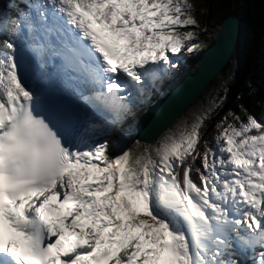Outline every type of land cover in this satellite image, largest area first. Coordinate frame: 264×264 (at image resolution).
<instances>
[{
    "label": "snow or ice",
    "instance_id": "1",
    "mask_svg": "<svg viewBox=\"0 0 264 264\" xmlns=\"http://www.w3.org/2000/svg\"><path fill=\"white\" fill-rule=\"evenodd\" d=\"M194 13L0 0V264H264V114L213 120L217 95L128 146L198 48Z\"/></svg>",
    "mask_w": 264,
    "mask_h": 264
},
{
    "label": "water",
    "instance_id": "2",
    "mask_svg": "<svg viewBox=\"0 0 264 264\" xmlns=\"http://www.w3.org/2000/svg\"><path fill=\"white\" fill-rule=\"evenodd\" d=\"M243 30L241 18L236 13L223 18L214 43L204 49L197 60L194 72L187 74L169 94L159 97L150 109L141 113L137 124V139L147 144L155 142L190 105L197 101L210 83L231 62V57L239 44H243L246 49L247 41L243 37ZM240 64L241 62L239 68Z\"/></svg>",
    "mask_w": 264,
    "mask_h": 264
},
{
    "label": "trees",
    "instance_id": "3",
    "mask_svg": "<svg viewBox=\"0 0 264 264\" xmlns=\"http://www.w3.org/2000/svg\"><path fill=\"white\" fill-rule=\"evenodd\" d=\"M215 1L225 8L224 17L236 13L241 18V22L249 27V38L246 40L245 54L242 57L238 74L223 106L213 120L227 110H233L242 115L241 105L250 113L260 116L264 114V0ZM199 21L203 28L210 20L208 17L205 20L201 18ZM203 21L206 22L203 23ZM211 125L212 122L204 132L207 138L211 137Z\"/></svg>",
    "mask_w": 264,
    "mask_h": 264
},
{
    "label": "rangeland",
    "instance_id": "4",
    "mask_svg": "<svg viewBox=\"0 0 264 264\" xmlns=\"http://www.w3.org/2000/svg\"><path fill=\"white\" fill-rule=\"evenodd\" d=\"M190 3L193 4L194 8H195V13L194 15H196V18L198 20L202 19H207L209 17V22L207 23V25L205 26L204 29H200L199 30V38L198 40H194L193 43H197L198 44V48L195 49L192 53L187 54L188 58L190 59L191 62L195 63L197 62V60L200 58V56L203 54V51L206 47L212 45L215 41V39L211 38V33L210 31L215 28V27H219L220 21L223 19L224 15L226 14V10L223 7V5L219 4L217 1L215 0H189ZM206 21H203V23H205ZM246 26V24H245ZM248 30H247V35L245 38H248ZM211 42V44H210ZM210 44V45H209ZM183 51V50H182ZM190 62V63H191ZM231 63V62H230ZM228 64L227 67L221 72V77L218 76L216 77V79H214L210 85L205 89V91L200 95V97L197 99L196 103L199 102L200 104H207L213 97L217 96V95H223L227 92V90L229 89L228 87L224 88V84L222 82V77L224 75H226L227 73H230L231 71H233V64ZM179 71H180V66H179ZM231 86V85H230ZM168 88H166V90H168ZM226 90V91H225ZM224 101L221 105V107L223 106ZM194 104H192L191 106H193ZM190 106V107H191ZM220 107V108H221ZM219 108V109H220ZM189 109V108H188ZM187 109V110H188ZM199 110V109H197ZM196 110V111H197ZM195 111V112H196ZM186 113V112H185ZM185 113H183L182 115H184ZM180 116L175 122H173L167 129L166 131H164V133H166L168 131V129L173 128L177 122L181 121L184 119L183 116ZM210 124V123H209ZM208 124V125H209ZM127 126V125H126ZM134 126V125H133ZM124 127V126H122ZM208 128V127H207ZM204 129L205 130L207 129ZM144 143V142H142ZM155 143V142H154ZM147 144V143H145ZM153 144V143H151Z\"/></svg>",
    "mask_w": 264,
    "mask_h": 264
},
{
    "label": "bare ground",
    "instance_id": "5",
    "mask_svg": "<svg viewBox=\"0 0 264 264\" xmlns=\"http://www.w3.org/2000/svg\"><path fill=\"white\" fill-rule=\"evenodd\" d=\"M242 29H244L243 30V37L245 38L246 37V35H247V30L249 31V27L248 26H245V24L242 22ZM217 30H218V27H215V28H213L211 31H210V33H211V38L212 39H215V37H216V33H217ZM248 34H249V32H248ZM249 36V35H248ZM241 37H242V33H241ZM248 38H245V40H247ZM210 44H211V42H210ZM209 44V45H210ZM243 50H245V46L242 44H239V46L236 48V51L234 52V54H233V56L231 57V63L233 64V71H231L230 73H227L226 75H224L223 77H222V82H223V84H224V88H226V87H228L229 88V86L234 82V80H235V78H236V74H237V71H238V69H239V63L242 61V57L244 56V54H243ZM191 61H189L188 63H187V68H190L192 65H193V62H191ZM230 63V64H231ZM179 66H180V69H181V67L183 66V65H185V63H184V61L182 60V58L180 59V61H179ZM194 67V65L192 66V68ZM191 68V69H192ZM179 70V68L176 70V72ZM185 72V71H184ZM187 72H185V74H186ZM221 75L222 74H220L219 76L221 77ZM182 76H184V74L182 75V73H179V77H176V78H174V79H168V80H165L164 81V83L161 85V92L163 93V95H160V94H157L158 96H161V97H164L165 95H167V94H169L177 85H178V83L180 82V78L182 77ZM216 79V78H215ZM164 87V88H163ZM169 87V89L168 90H166V88H168ZM157 95H155V97H154V99H153V104L152 105H154L155 103H156V100L158 99V97H157ZM194 105L193 106H189V109L188 110H186L184 113V115H182L184 118L185 117H190V115L192 114V113H194L197 109H202L205 105H207V104H205V105H203V104H200L199 102H195V103H193ZM218 110L219 109H217L216 110V112L213 114V119H214V116L216 115V113L218 112ZM142 113V112H141ZM141 113L138 115V118H137V121H135L134 123H133V128H134V133H133V138L131 139V140H129V142H128V146L130 147L131 146V144L132 143H134V140L135 139H137L136 138V136H137V124H138V120H139V117H140V115H141ZM207 123V125L209 124V123H211V121H209V122H206ZM209 126V125H208ZM126 129H127V126L126 125H124V127H121V128H119L118 130H117V132L114 134V136L113 137H111V139L114 141V142H119L120 144H121V146H123V141H122V139H121V137H122V135L125 133V131H126ZM166 131V130H165ZM165 133L163 132L161 135H160V137L161 136H163ZM159 137V138H160ZM158 138V139H159ZM158 139H156V141L158 140ZM156 141H155V143H156ZM154 142H153V144H155ZM151 144V143H150Z\"/></svg>",
    "mask_w": 264,
    "mask_h": 264
}]
</instances>
